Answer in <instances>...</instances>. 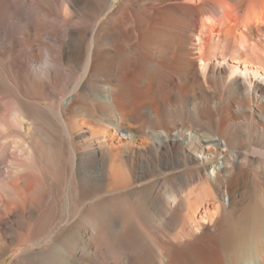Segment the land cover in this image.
<instances>
[{
    "label": "bare ground",
    "instance_id": "obj_1",
    "mask_svg": "<svg viewBox=\"0 0 264 264\" xmlns=\"http://www.w3.org/2000/svg\"><path fill=\"white\" fill-rule=\"evenodd\" d=\"M18 249L264 264V0H0V264Z\"/></svg>",
    "mask_w": 264,
    "mask_h": 264
},
{
    "label": "rangeland",
    "instance_id": "obj_2",
    "mask_svg": "<svg viewBox=\"0 0 264 264\" xmlns=\"http://www.w3.org/2000/svg\"><path fill=\"white\" fill-rule=\"evenodd\" d=\"M92 190V191H91ZM98 188H90L88 191L90 192H88V191H85L84 192V197H83V199L82 200H80V201H86V199L85 198H87L89 195H91V194H93V193H96V192H98ZM69 193V191L68 192H65L64 194H68ZM88 195V196H87ZM63 200H65L64 198H63ZM64 202V201H63ZM62 204V203H61ZM63 206H62V210L64 211L65 210V205H64V203L62 204ZM62 217H63V215L61 216V219H62ZM61 219H58L57 221H56V223L55 224H57ZM54 224V225H55ZM20 253V249H18V250H15V251H13V252H11V253H8V254H6L4 257H3V259H2V262H1V264H10V262L18 255Z\"/></svg>",
    "mask_w": 264,
    "mask_h": 264
}]
</instances>
